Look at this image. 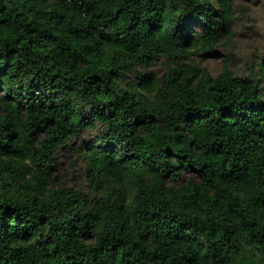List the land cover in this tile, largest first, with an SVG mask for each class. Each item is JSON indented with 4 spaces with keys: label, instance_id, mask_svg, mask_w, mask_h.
Returning <instances> with one entry per match:
<instances>
[{
    "label": "trees",
    "instance_id": "obj_1",
    "mask_svg": "<svg viewBox=\"0 0 264 264\" xmlns=\"http://www.w3.org/2000/svg\"><path fill=\"white\" fill-rule=\"evenodd\" d=\"M234 17L232 0H0V264H264V63L189 60ZM63 149L84 189L54 187Z\"/></svg>",
    "mask_w": 264,
    "mask_h": 264
},
{
    "label": "rangeland",
    "instance_id": "obj_2",
    "mask_svg": "<svg viewBox=\"0 0 264 264\" xmlns=\"http://www.w3.org/2000/svg\"><path fill=\"white\" fill-rule=\"evenodd\" d=\"M232 3L235 17L231 36H222L215 48L206 50V53L192 54L189 58L206 67L213 75L223 68L235 74L257 72L264 63V0H232ZM155 70L159 73L164 71L161 60ZM54 174L57 175L52 178L56 184L54 187L85 188L84 176L68 149L57 154Z\"/></svg>",
    "mask_w": 264,
    "mask_h": 264
}]
</instances>
